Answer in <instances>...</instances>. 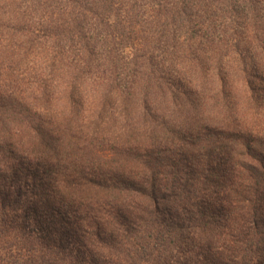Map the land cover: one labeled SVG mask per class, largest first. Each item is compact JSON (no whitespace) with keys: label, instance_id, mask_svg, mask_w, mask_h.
<instances>
[{"label":"trees","instance_id":"trees-1","mask_svg":"<svg viewBox=\"0 0 264 264\" xmlns=\"http://www.w3.org/2000/svg\"><path fill=\"white\" fill-rule=\"evenodd\" d=\"M0 264H264V0H0Z\"/></svg>","mask_w":264,"mask_h":264}]
</instances>
